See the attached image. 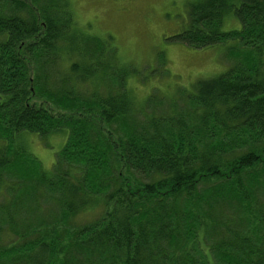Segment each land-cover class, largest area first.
<instances>
[{"label":"trees","instance_id":"trees-1","mask_svg":"<svg viewBox=\"0 0 264 264\" xmlns=\"http://www.w3.org/2000/svg\"><path fill=\"white\" fill-rule=\"evenodd\" d=\"M41 1L0 0V264H264V0L188 2L185 27L167 39L234 42L236 59L183 91L193 114L173 102L175 112H145L124 79L90 85L102 73L85 61L93 38L77 37L66 3ZM229 15L240 28L223 30ZM64 58L80 61L71 78L59 71L76 91L43 83L37 94V65ZM62 130L47 170L28 135ZM213 203L226 211L212 219Z\"/></svg>","mask_w":264,"mask_h":264},{"label":"rangeland","instance_id":"rangeland-1","mask_svg":"<svg viewBox=\"0 0 264 264\" xmlns=\"http://www.w3.org/2000/svg\"><path fill=\"white\" fill-rule=\"evenodd\" d=\"M58 1L66 3L67 8L69 6V10H65L69 11L72 17L69 18L73 19L71 25L77 31V37L93 38L84 43L87 55L85 61L93 59L97 62L92 69L89 67L90 70L95 73L100 71L101 74L110 73L106 76H93L89 79V84L100 86L104 80L112 84L124 79L130 95L139 103L146 102L145 112H175L169 105L173 102L182 112L193 114L194 106L186 99L183 91L190 90L196 80L217 76L236 63L228 50L234 42L197 49L180 41L167 39L185 27L187 4L190 0H42L39 6H51L52 3L56 5ZM234 28H240V23L233 15H229L224 21L223 30ZM75 61L77 60L64 58L44 69L43 65L38 64L37 94L50 89L59 90V93L72 90L74 93L76 90L69 83L67 86L61 83L59 71L71 78L74 74L70 71V65ZM124 66L133 67L137 73H128L121 78ZM99 79L102 81H98ZM43 83L48 85L47 90ZM86 88L85 85L79 91L85 94ZM152 94L159 100L149 101L147 97ZM160 99L164 101L159 102ZM127 119L132 123L133 120L129 117ZM110 129L115 134L122 131L121 121H114ZM66 139L65 130L52 132L45 139L35 134L28 135L31 152L42 161L47 170L52 168L56 153L63 147ZM57 210L54 202L47 204V215H52ZM225 211L222 203H213L205 212L213 219ZM243 216L244 213H239L236 223ZM220 232V227L215 231L210 230L209 237L212 240L221 238Z\"/></svg>","mask_w":264,"mask_h":264}]
</instances>
